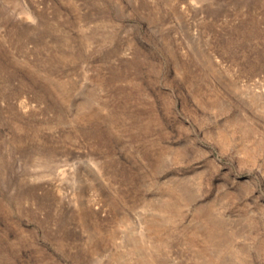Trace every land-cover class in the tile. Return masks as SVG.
<instances>
[{
	"label": "rangeland",
	"instance_id": "1",
	"mask_svg": "<svg viewBox=\"0 0 264 264\" xmlns=\"http://www.w3.org/2000/svg\"><path fill=\"white\" fill-rule=\"evenodd\" d=\"M0 264H264V0H0Z\"/></svg>",
	"mask_w": 264,
	"mask_h": 264
}]
</instances>
